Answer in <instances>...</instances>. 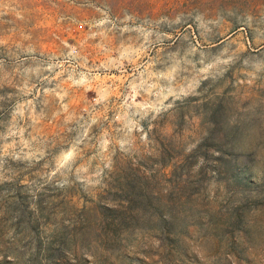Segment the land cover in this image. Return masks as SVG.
Returning <instances> with one entry per match:
<instances>
[{"label": "rangeland", "instance_id": "374dc122", "mask_svg": "<svg viewBox=\"0 0 264 264\" xmlns=\"http://www.w3.org/2000/svg\"><path fill=\"white\" fill-rule=\"evenodd\" d=\"M0 264H264V0H0Z\"/></svg>", "mask_w": 264, "mask_h": 264}]
</instances>
